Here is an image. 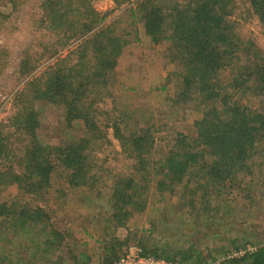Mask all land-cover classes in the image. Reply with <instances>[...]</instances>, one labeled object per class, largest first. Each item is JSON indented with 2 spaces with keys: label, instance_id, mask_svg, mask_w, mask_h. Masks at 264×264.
Listing matches in <instances>:
<instances>
[{
  "label": "trees",
  "instance_id": "obj_1",
  "mask_svg": "<svg viewBox=\"0 0 264 264\" xmlns=\"http://www.w3.org/2000/svg\"><path fill=\"white\" fill-rule=\"evenodd\" d=\"M95 1L40 0L41 29L56 38L47 50L61 47L69 53L53 58L41 69L37 67L41 59H33L28 52L20 62L19 78L29 81L16 96L17 113L5 129H0V159L11 162L0 170V243L20 238L21 230L26 236L37 230L45 235L48 253L60 250L63 235L47 208L50 199L66 207L74 191L82 193H76L80 201H90L98 211L96 218H106L108 233L126 230L135 216L147 210L153 182L160 195H174L181 188L185 199L188 195L193 198L187 203L192 207L200 203L212 223L210 213L218 209L214 205L227 190L229 194L240 190L256 173L257 161L264 160V50L238 33L234 20L237 0H113L119 8L127 5L113 23L94 7ZM246 3L245 11L256 16L264 30V0H247L243 7ZM2 18L7 16L0 10ZM141 29L154 45L168 44L162 90L176 82L173 106L190 107L199 115L192 122L194 133H177L160 156H153L155 137L150 128L112 122L110 114L100 107L114 96L111 84L119 59L132 36L140 42ZM227 76L229 81L224 80ZM52 109L59 120L48 124L58 132L61 126L71 132L77 125L86 135L70 133L54 141L43 125ZM110 129L123 153L136 163L131 175H116L107 184L92 147L109 146ZM13 134L22 144L18 153L12 151ZM154 172L159 179L152 178ZM10 187L19 191L11 202L2 197L3 190ZM26 197L38 205L32 206ZM100 197L105 198L101 205ZM154 225L150 221L149 229L143 228L145 241L153 239ZM130 235L124 240L114 236L107 242L100 264L117 262ZM232 246L235 248L227 252L226 259L232 251L243 249L238 240ZM142 254L173 264L199 261L154 243L142 245ZM70 257L73 264H91L87 252H70ZM227 260V264H264V246Z\"/></svg>",
  "mask_w": 264,
  "mask_h": 264
},
{
  "label": "rangeland",
  "instance_id": "obj_2",
  "mask_svg": "<svg viewBox=\"0 0 264 264\" xmlns=\"http://www.w3.org/2000/svg\"><path fill=\"white\" fill-rule=\"evenodd\" d=\"M237 1L239 9L234 15V20L238 24V33L243 38L253 39L264 50V30L258 18L254 15L249 16L245 11L248 4L246 3V7L243 5L247 0ZM94 7L102 15H108V23H113L122 16L127 5L119 8L113 0H97ZM0 10L7 16L0 19L2 130L17 113L16 96L29 81L28 78L20 79L18 74L20 62L26 52L33 59H41L37 66L40 69L48 65L53 58L62 54L67 55L69 52L66 49L62 50L61 47L47 50L50 44L55 43L56 38L41 29L40 0H0ZM128 30L132 34L131 29ZM139 37L140 42H136L134 36L130 38L131 43L119 59L115 79L112 80L111 89L114 96L106 99L100 107L110 114L112 122L124 121L129 126L138 123L150 128L155 137L156 153L154 152L153 156H160L161 152L168 150L167 146L177 133L186 135L194 133L192 122L199 115L190 107L173 106L171 101L177 91L176 82L169 84L166 91L162 90V86L166 84L164 53L168 44L154 45L144 36L142 29ZM229 79L228 76L224 78L225 81ZM52 110L46 114L43 125L49 128L50 137L55 139L54 141L70 133L78 137L86 135L85 130L77 125L71 132L61 126V132H58L54 125L48 124L51 120H59L54 111L56 109ZM9 132V129L5 130L6 134ZM107 132L111 144L93 146L92 155L95 154V163L101 168L100 174L107 184H111L113 178L118 177L116 175H131L136 162L123 153L113 129ZM18 139L15 134L10 139L14 149L12 151L17 153L22 145ZM8 155L13 158L12 152ZM10 163V160L0 159V170ZM254 168L256 173L245 181L240 190L232 191L231 194L227 190L223 199L214 205L218 209L210 213L214 218L212 223V220H207L208 215L202 211L200 203H196L194 207L187 203L193 198L188 195L185 199L181 188H178L174 195L165 193L160 195L156 192L155 182L148 193L147 210L135 216L128 229L110 230L109 233L106 230V218L102 220L100 217L96 218L98 211L93 208L90 201L78 199L76 193L82 195L80 191L72 193L74 197L70 198L66 207L50 199L48 204L50 209L47 208V212L53 217L56 228L63 235L60 250L48 253L44 245V234L36 230L26 236V231L21 230L20 233H23L20 238L0 243V264H73L70 252L76 254L87 252L92 258L91 264H100V260L106 256L107 242L114 236L124 240L129 234L130 242L124 251L130 247L142 250V245L150 247L154 243L172 253L185 252L195 259L199 258V261L192 259L188 264H227L225 256L229 250L235 248L232 246L234 240H238V246L243 248L241 250L248 248L256 250L264 246V160H258ZM159 177L157 172L152 174L154 179ZM17 196L19 191L16 187H10L2 192L5 201L11 202ZM248 197L250 200H247ZM98 199L100 205L104 203L105 198ZM24 200L30 202L32 206L38 205L33 198L26 197ZM43 204L46 207V204ZM150 221L155 224L153 239L145 241L147 233H142V230L149 229ZM39 252L42 254H38ZM38 255L41 256L37 258Z\"/></svg>",
  "mask_w": 264,
  "mask_h": 264
},
{
  "label": "built area",
  "instance_id": "obj_3",
  "mask_svg": "<svg viewBox=\"0 0 264 264\" xmlns=\"http://www.w3.org/2000/svg\"><path fill=\"white\" fill-rule=\"evenodd\" d=\"M255 251H257V249L254 250L250 248L246 250H240L239 252L232 251L227 259L232 260L234 258H238L244 256L245 254L253 253ZM114 264H173V263L165 259L155 258L151 256L148 257L143 256L141 249H138L137 247H130L124 251V254Z\"/></svg>",
  "mask_w": 264,
  "mask_h": 264
}]
</instances>
